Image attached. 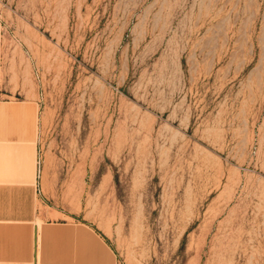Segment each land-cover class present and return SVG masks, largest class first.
Returning a JSON list of instances; mask_svg holds the SVG:
<instances>
[{
	"label": "rangeland",
	"instance_id": "obj_1",
	"mask_svg": "<svg viewBox=\"0 0 264 264\" xmlns=\"http://www.w3.org/2000/svg\"><path fill=\"white\" fill-rule=\"evenodd\" d=\"M17 132L5 175L82 162L115 264H264V0H0Z\"/></svg>",
	"mask_w": 264,
	"mask_h": 264
},
{
	"label": "crops",
	"instance_id": "obj_2",
	"mask_svg": "<svg viewBox=\"0 0 264 264\" xmlns=\"http://www.w3.org/2000/svg\"><path fill=\"white\" fill-rule=\"evenodd\" d=\"M13 134L0 138V264H115L113 250L85 222L82 162L72 154L43 153L37 175L40 150L31 139L24 147L27 170L17 172L13 149L5 175L4 144L19 138Z\"/></svg>",
	"mask_w": 264,
	"mask_h": 264
}]
</instances>
